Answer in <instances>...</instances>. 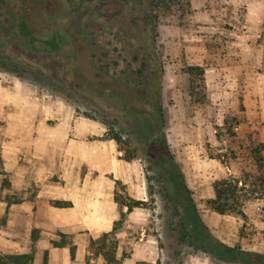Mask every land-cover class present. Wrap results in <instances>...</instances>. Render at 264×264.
Here are the masks:
<instances>
[{"label": "rangeland", "instance_id": "374dc122", "mask_svg": "<svg viewBox=\"0 0 264 264\" xmlns=\"http://www.w3.org/2000/svg\"><path fill=\"white\" fill-rule=\"evenodd\" d=\"M80 1L52 0L47 3L51 16L34 9L26 17L33 38L40 40L67 27L58 51L38 53L14 34L8 3L0 0V81L28 86L14 100H54V107L65 106L62 112H72L86 131L92 128L102 139L120 138L114 156L116 151L119 165L130 164L136 181L131 191L137 195L141 187L145 198L138 208L143 214L139 225L128 227L124 218L116 258L130 259L137 249L134 264H228L190 243L168 179L153 162L158 131L212 236L227 246L264 254V184L259 182L264 161L258 168L255 153L264 144L260 129L236 99L213 100L210 106L204 92V102L193 104L183 73L189 61L179 55L187 43L193 49L204 45L214 65H230L240 50L251 65L260 60L264 65V0L84 1L86 18L71 28V7ZM72 36L84 47L80 53ZM179 39L186 41L180 45ZM51 123L58 129L64 125ZM106 178L105 188L113 187L117 202L133 205L130 189L122 182L109 183L112 175ZM225 178L238 181L243 190L238 204L243 218L206 207L213 183ZM89 251L100 257L95 248Z\"/></svg>", "mask_w": 264, "mask_h": 264}, {"label": "crops", "instance_id": "0c3cea01", "mask_svg": "<svg viewBox=\"0 0 264 264\" xmlns=\"http://www.w3.org/2000/svg\"><path fill=\"white\" fill-rule=\"evenodd\" d=\"M203 12L211 19L208 11ZM181 41L186 40L179 39V44ZM182 46L180 60L204 69L205 99L210 106L213 100L236 99L247 119L258 125L264 141L261 60L251 65L242 59L245 51L240 50L230 65H214L208 63L212 55L204 45L195 49L187 43ZM27 87L19 81L7 85L0 81V219H4L0 225V255L33 251L32 264H42L45 253L46 264H105L89 251V242L109 233L120 211L126 213V206L119 210L114 201L113 187L106 189L105 185L106 175H112L109 183L122 182L131 191L136 181L130 164L119 165V154L113 153L116 143L95 135L92 128L86 131L72 112H62L65 106L59 110L54 100L37 97L14 100ZM53 121L64 122L63 128H52ZM139 190L137 195L131 191L128 197L142 207L145 193L141 187ZM138 208L125 215L128 227L139 225L137 220L143 214ZM58 234L69 238L73 257L68 246L51 247L50 242L59 240ZM120 237L118 233L116 238ZM136 250L121 264H134Z\"/></svg>", "mask_w": 264, "mask_h": 264}, {"label": "trees", "instance_id": "16d2710c", "mask_svg": "<svg viewBox=\"0 0 264 264\" xmlns=\"http://www.w3.org/2000/svg\"><path fill=\"white\" fill-rule=\"evenodd\" d=\"M13 19L14 34L27 39L26 45L32 48L38 53H53L59 50L60 42L63 38L68 37L65 35L67 27L59 29L47 40H40L33 38L31 33L30 24L26 17H30V13L37 9L39 13L44 16H51V11L47 8V3L52 0H6ZM91 2L92 0H81L76 7H71V17L67 26L76 28L81 24L83 19L86 18V10L82 7V3ZM42 2V4H41ZM42 6H39V5ZM72 5V4H71ZM85 10V11H84ZM79 31V30H78ZM79 33V32H77ZM73 44H75L76 52L80 53L84 47L80 46L76 36L70 37ZM74 47V48H75ZM84 53V52H83ZM203 67L199 66H187L183 73L188 78V98L193 104H202L204 102V81H203ZM119 143L120 138L117 135L106 138ZM155 151L151 154L154 159V165L159 166L166 175L168 182L172 188L175 201L181 209V225L187 231L190 243L197 249L204 253L209 254L218 261L228 264H264V254L250 252L241 249L240 247H230L215 239L210 233L209 229L202 222L200 216L197 213L195 204L191 197V193L187 188L184 177L180 171L179 166L174 162L172 156L169 153L164 136L158 131V137L153 141ZM264 144H260L256 150V163L258 168H261V163L264 161ZM264 184V179L259 180ZM238 181L231 178H225L213 183V198L206 201L207 209L218 215H235L243 218V214L238 208V204L243 197L242 188L238 187ZM242 186H245L244 182H241ZM114 201L121 208V204L117 202V198L114 197ZM142 203L134 202L133 205H126V213H119L118 221L114 222L112 230L102 235L96 240L89 242L88 249L95 248V253L99 255L105 264H121L126 258L121 254L116 258V250L118 246V240L116 235L121 231L125 215L129 213L133 208H138ZM4 219H0V225H2ZM58 241L50 242L52 248H61L68 246L70 256L73 257L74 246L70 243L67 236L58 234ZM32 241H35V237L32 234ZM34 253L31 251L24 255H0V264H32ZM46 253L44 254L43 263L46 264Z\"/></svg>", "mask_w": 264, "mask_h": 264}]
</instances>
